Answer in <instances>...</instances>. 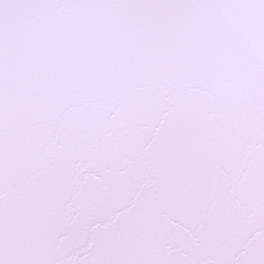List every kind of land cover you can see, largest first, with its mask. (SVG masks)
Masks as SVG:
<instances>
[{"label": "snow or ice", "instance_id": "snow-or-ice-1", "mask_svg": "<svg viewBox=\"0 0 264 264\" xmlns=\"http://www.w3.org/2000/svg\"><path fill=\"white\" fill-rule=\"evenodd\" d=\"M0 264H264V0H0Z\"/></svg>", "mask_w": 264, "mask_h": 264}]
</instances>
